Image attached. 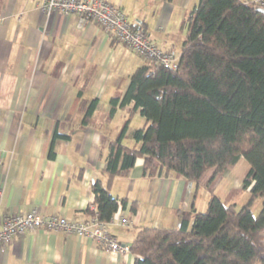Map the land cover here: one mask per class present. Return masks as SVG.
I'll return each mask as SVG.
<instances>
[{
	"label": "crops",
	"instance_id": "0c3cea01",
	"mask_svg": "<svg viewBox=\"0 0 264 264\" xmlns=\"http://www.w3.org/2000/svg\"><path fill=\"white\" fill-rule=\"evenodd\" d=\"M41 1L0 0V226L4 217L34 209L71 222L88 220L92 185L104 180L108 150L102 141L114 140L128 116L126 108L117 109L110 119V100L122 96L131 73L145 63L95 22L79 26L75 14L46 15L38 9ZM108 1L159 48L182 53L185 21L197 0ZM82 100L97 101L85 126ZM133 130L129 124L125 136ZM142 166L136 159L110 189L126 201L111 219L123 217L127 224L110 220L105 227L128 247L140 227L178 228L192 207V183L189 189L176 174L143 176ZM199 200L193 202L197 212L204 209ZM135 258L39 229L14 236L0 251V264H134Z\"/></svg>",
	"mask_w": 264,
	"mask_h": 264
},
{
	"label": "trees",
	"instance_id": "16d2710c",
	"mask_svg": "<svg viewBox=\"0 0 264 264\" xmlns=\"http://www.w3.org/2000/svg\"><path fill=\"white\" fill-rule=\"evenodd\" d=\"M185 22L178 68L145 61L129 76L122 96L110 100V119L117 109L126 108L128 116L114 140L102 141L108 150L104 180L92 185L98 219L108 223L125 207L110 189L140 158L143 176L176 174L194 191L178 228L137 230L129 245L134 264H264L258 242L264 233V14L248 0H197ZM96 106V100L80 101L83 126ZM137 113L145 124L130 133L133 144L125 145ZM241 158L248 165L244 205L237 209L212 195L197 212L193 202L202 176L211 171L210 186ZM257 199L261 208L253 215ZM136 207L131 204L132 214Z\"/></svg>",
	"mask_w": 264,
	"mask_h": 264
},
{
	"label": "built area",
	"instance_id": "2783aa9c",
	"mask_svg": "<svg viewBox=\"0 0 264 264\" xmlns=\"http://www.w3.org/2000/svg\"><path fill=\"white\" fill-rule=\"evenodd\" d=\"M254 7L264 9V0H248ZM38 9L46 15L59 12L64 16L75 14L79 26L85 21H93L120 44L131 49L144 61L152 62L164 69L178 68L180 55L159 48L140 30L132 27L123 11L108 0H42ZM91 216L86 221L71 222L64 217L45 216L32 210L3 218L0 226V251L4 252L14 236L35 229L46 233H64L96 242L102 249L111 253H129V247L121 244L106 230V223L98 219L95 205H91ZM118 224H127L123 217L113 218Z\"/></svg>",
	"mask_w": 264,
	"mask_h": 264
},
{
	"label": "rangeland",
	"instance_id": "374dc122",
	"mask_svg": "<svg viewBox=\"0 0 264 264\" xmlns=\"http://www.w3.org/2000/svg\"><path fill=\"white\" fill-rule=\"evenodd\" d=\"M140 119H142V117L139 116L138 114H135L130 121V127L137 129L140 126H142L141 125L142 123H140ZM123 143L125 145L130 146L133 144V140L130 137L126 136L124 138ZM247 171H248V165L245 162V160L241 158L234 166H231L229 168L226 175L217 177L216 180L210 186L199 187L200 200L198 202V205L199 208H204V209H198L199 210L198 212H202L205 210L206 203L212 195H217L222 201V203L235 204L236 208L240 209L248 198V191L244 190L241 186L242 180L246 175ZM210 176H211V171H207L200 179L201 180L200 182L209 179ZM260 208H261V200L257 199L251 208L253 215H257L258 212L260 211ZM171 218L174 217L171 216ZM258 242L260 245L261 252L264 253V233L260 235Z\"/></svg>",
	"mask_w": 264,
	"mask_h": 264
},
{
	"label": "water",
	"instance_id": "95a60500",
	"mask_svg": "<svg viewBox=\"0 0 264 264\" xmlns=\"http://www.w3.org/2000/svg\"><path fill=\"white\" fill-rule=\"evenodd\" d=\"M255 10L257 12H260V13L264 14V9H262V8L255 7ZM190 187H191V182L188 183V188L190 189Z\"/></svg>",
	"mask_w": 264,
	"mask_h": 264
}]
</instances>
